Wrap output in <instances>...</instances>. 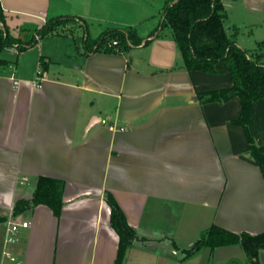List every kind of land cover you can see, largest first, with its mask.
<instances>
[{
    "label": "crops",
    "instance_id": "1",
    "mask_svg": "<svg viewBox=\"0 0 264 264\" xmlns=\"http://www.w3.org/2000/svg\"><path fill=\"white\" fill-rule=\"evenodd\" d=\"M221 1L226 33L236 26L239 46L255 48L264 29L255 46L246 44L249 37L240 29L252 35V26L264 27V0ZM0 5L11 35L23 41L52 17H79L93 39L109 29L151 22L161 11L147 0H0ZM144 13L149 16L141 19ZM95 24L99 30L92 34ZM154 27L137 33L139 44L118 52L86 50L74 39L85 31L77 23L41 38L34 34L36 42L22 52L0 51L5 60L0 214L17 198H28L39 175L64 181L59 216L43 204L21 212L29 224L7 245L20 264H113L117 236L105 190L130 225L160 237L134 242L123 264H251L243 249L219 254L235 244L204 246L183 258L182 250L212 224L236 233L264 231V168L244 152V130L232 122L240 112L239 97L197 98L199 92L230 87L227 68L184 69L171 31L152 37ZM33 47L35 58L27 63L25 54ZM109 124L123 129L111 130ZM250 127L264 146V98L252 106ZM4 226L0 220V264H16L2 256ZM258 260L264 264V250Z\"/></svg>",
    "mask_w": 264,
    "mask_h": 264
},
{
    "label": "trees",
    "instance_id": "2",
    "mask_svg": "<svg viewBox=\"0 0 264 264\" xmlns=\"http://www.w3.org/2000/svg\"><path fill=\"white\" fill-rule=\"evenodd\" d=\"M155 18L158 22L151 36L156 35L164 27H169L181 53L184 69L218 73L217 65L227 68L231 86L199 92L196 94L197 98L200 102H208L225 101L232 96L239 97L240 112L232 122L240 125L244 130L247 140L244 152L264 168V146L255 142L250 127L252 106L256 100L264 98V40L253 49L239 46L235 39L238 28L234 26L231 34L225 31L223 24L226 13L221 0H164L161 11L150 17V20ZM76 23L85 31L83 35H77L74 39L79 40L88 51L118 52L130 45H137L142 40L135 26L109 29L92 39L87 33L85 22L74 15L49 18L33 31L35 36L41 38L62 31L59 30L62 26ZM34 34L24 41L11 35L0 5V51L11 45H16L18 50L22 51L36 42ZM110 39H116L117 43L108 46L107 42ZM147 41L148 39L145 42ZM0 64H5V60L0 59ZM63 188L62 179L39 175L30 196L17 198L12 210L14 213H21L27 208L43 204L49 207L55 216H59L64 206ZM103 200L109 207V224L117 236L113 264H123L126 251L134 242L144 243L151 239H160V237L144 235L141 230L130 225L110 191H104ZM5 218L6 212L0 214V220L4 221ZM171 242L177 249L172 239ZM228 244H239L250 257L251 264H260L258 252L264 250V231L256 234L244 231L236 233L212 224L200 232L190 247L182 250L183 258L194 254L204 246L214 248Z\"/></svg>",
    "mask_w": 264,
    "mask_h": 264
},
{
    "label": "rangeland",
    "instance_id": "3",
    "mask_svg": "<svg viewBox=\"0 0 264 264\" xmlns=\"http://www.w3.org/2000/svg\"><path fill=\"white\" fill-rule=\"evenodd\" d=\"M147 1H149V2H151V4L153 5V7L155 6L156 8L155 9H157V8H161L160 6H161V4L163 3L162 2V0H147ZM142 10H144V9H142ZM152 10H153V8H152ZM144 12V11H143ZM145 14V13H144ZM147 16H149L148 14H145V15H142L141 16V19H143V18H145V17H147ZM157 22H158V19L157 18H155L154 20H152L151 22H149V21H141L140 23H137L136 25H133V26H135L136 27V31H137V33L139 34L140 32H142V33H140V34H143V35H145V28L148 26V25H153V26H156V24H157ZM245 22H247V21H245ZM240 24H241V22H240ZM240 24H239V26H240ZM67 25H70V24H67ZM97 24H95L94 25V27H91V32H92V34H95L98 30H99V27H97L96 26ZM102 25H103V27L102 26H100V27H102V28H104V23H102ZM243 25V24H242ZM262 29H264V27H262V28H258V27H253L252 26V30H253V36L251 35V33H249V32H247L246 30H244V27H241V31H243L244 32V35H245V37L247 38V37H249L248 39V41L249 42H252L253 43V45H252V43H249L248 41H247V45L249 46V44H251V46H255L254 44H256L255 43V41H254V39H255V36H260V34H262V32H263V30ZM59 30H63V26H62V28H60ZM168 31H170V28L169 27H164L163 29H161L160 30V32L161 33H167ZM256 40V39H255ZM261 40H264V38L263 39H261ZM239 45V44H238ZM253 48V47H252ZM251 48V49H252ZM246 49H250V48H248V47H246ZM7 52H5V57H10V56H12L11 54H10V51H9V49H7L6 50ZM22 51H24V50H22ZM21 51V52H22ZM31 51V52H30ZM35 51V48L33 47L31 50H29V52H26L27 54H25V55H28V59H26V62L27 63H29V61H32L35 57H33V55H32V53ZM20 52V53H21ZM19 53V54H20ZM29 53H31V56H29L30 54ZM34 56H36V55H34ZM32 57H33V59H32ZM7 213V212H6ZM4 224H5V220H4ZM4 228H5V226H4ZM142 233H143V231H141ZM143 234H145V233H143ZM168 240H170L171 241V239L169 238ZM149 241H151V242H157L158 241V239H151V240H148V241H146L145 243H147V242H149ZM169 241V242H170ZM171 247V246H170ZM240 249H242V247L239 245V244H235V245H232V246H230L229 248H228V250H226V252H225V250H221L220 252H219V254L220 255H226V254H239L240 253ZM223 251V252H222ZM179 255V254H178ZM248 258H250L249 256H248ZM211 259V258H210ZM182 260V259H181ZM181 260H179V262L181 261ZM179 264V263H178ZM198 264H201V263H198ZM207 264H211V261L209 262V263H207ZM233 264V263H232Z\"/></svg>",
    "mask_w": 264,
    "mask_h": 264
},
{
    "label": "built area",
    "instance_id": "4",
    "mask_svg": "<svg viewBox=\"0 0 264 264\" xmlns=\"http://www.w3.org/2000/svg\"><path fill=\"white\" fill-rule=\"evenodd\" d=\"M37 38V36H36ZM117 43L116 39H110L107 42L108 46L115 45ZM12 50L17 51L16 45L9 46ZM37 79L40 81L42 79V68L40 63L37 67ZM108 127L113 129H123L122 127H116L114 124H109ZM26 181V177H21L20 182L23 183ZM29 221L22 218L21 213H14L12 207L7 211L5 218V229H4V238H3V249L2 256L7 258L16 264H20V261L12 254V252L8 249L7 245L14 242L16 240L17 232L20 228L27 227ZM3 264V263H2Z\"/></svg>",
    "mask_w": 264,
    "mask_h": 264
},
{
    "label": "water",
    "instance_id": "5",
    "mask_svg": "<svg viewBox=\"0 0 264 264\" xmlns=\"http://www.w3.org/2000/svg\"><path fill=\"white\" fill-rule=\"evenodd\" d=\"M152 37H154V35H152Z\"/></svg>",
    "mask_w": 264,
    "mask_h": 264
}]
</instances>
